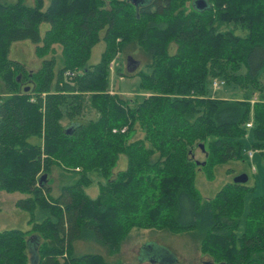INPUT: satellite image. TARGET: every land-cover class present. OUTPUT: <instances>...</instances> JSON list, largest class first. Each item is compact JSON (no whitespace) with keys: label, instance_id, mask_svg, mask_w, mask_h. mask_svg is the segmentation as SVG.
<instances>
[{"label":"trees","instance_id":"1","mask_svg":"<svg viewBox=\"0 0 264 264\" xmlns=\"http://www.w3.org/2000/svg\"><path fill=\"white\" fill-rule=\"evenodd\" d=\"M206 1L203 9L195 0L0 2V190L26 193L16 205L31 226L0 230V264H121L113 257L134 227L190 234L208 264H264V194L245 213L249 180L233 179L213 197L196 186L200 168L210 175L245 162L246 147L264 163V0ZM22 40L42 58L35 71L10 57ZM55 44L61 62L47 57ZM136 50L151 69L138 71L149 91L140 100L110 85L116 55ZM214 79L241 98L213 96ZM201 144L206 163L195 157ZM121 155L126 167L115 171ZM55 167L78 177L57 195ZM91 174L96 197L84 190ZM89 242L108 255L83 251Z\"/></svg>","mask_w":264,"mask_h":264},{"label":"rangeland","instance_id":"2","mask_svg":"<svg viewBox=\"0 0 264 264\" xmlns=\"http://www.w3.org/2000/svg\"><path fill=\"white\" fill-rule=\"evenodd\" d=\"M17 0H0V2L13 3ZM34 0H27L28 3ZM48 2V0H47ZM47 25L48 24H43ZM56 52L49 51L47 57L56 55L59 62L62 61V48L59 44L54 45ZM105 49V42L102 40L97 45L94 46L89 60L90 64L97 63L101 54ZM133 60H138L139 64L135 67L134 70L129 71L127 69L128 58L131 56ZM118 53L115 57L113 68H110V85L113 91L121 93L123 96L131 99L140 100L144 96H147L149 93L146 88L141 87L142 75L138 71H144L150 73L151 69L146 66V57L143 53L136 50L131 53ZM32 51L26 53V60L29 61L30 67L36 66V60L38 63H42V58ZM41 65V64H40ZM138 72V73H136ZM214 79L211 83V93L215 97L219 98H228V99H237L241 98L243 93L240 89L233 86H222L220 88L214 87ZM242 92V93H241ZM95 114L87 115L89 117H95ZM66 123V120L64 121ZM143 133L138 130L136 137H142ZM252 139V134L248 132L246 138L243 140L245 144L250 142ZM204 149L197 148L196 150V159L199 162L203 161L206 163L205 157L206 154V145ZM254 153V158H250L249 153ZM244 156L247 157L245 162L241 161H232L229 164L218 165L213 168V172L209 175L206 170L199 169L196 175V186L199 190V193L203 197H213L227 182L232 181L243 169L238 167L244 166V169L249 174L250 185H254L255 189L248 192L245 197V213L248 210L249 203L253 196L264 194V163L262 157L258 151H252L251 148L246 147L244 149ZM127 158L124 155L120 156V159L117 164L115 171L122 170L126 167ZM228 167H233L234 171L227 173ZM92 182L87 185L84 190L88 192L91 197H96L100 192V184L97 176L91 174ZM76 176L74 179H66V176L62 172V169L55 167L50 174V183L52 186V194L57 195L60 191L61 186L65 182H72L77 179ZM103 183H106L105 179H102ZM27 196L23 192H7L5 190H0V230L19 228L23 230H28L31 226L29 223V213L18 207L16 201ZM245 215L242 216L241 226L239 232L244 230ZM153 230L145 228H136L134 227L129 231V237L125 242H122L120 252L118 255L113 258H118L121 264H208L206 262L210 261V257L204 254L200 249V244L195 237L190 234L184 235H169L167 233L162 234L161 232H152ZM159 243V244H158ZM164 244V245H161ZM148 246L150 248H148ZM81 249L83 251L89 252H100L108 255V250L98 244H82ZM171 250V251H170ZM174 257L176 258L175 260Z\"/></svg>","mask_w":264,"mask_h":264},{"label":"crops","instance_id":"3","mask_svg":"<svg viewBox=\"0 0 264 264\" xmlns=\"http://www.w3.org/2000/svg\"><path fill=\"white\" fill-rule=\"evenodd\" d=\"M30 3H33V1H31ZM47 27H48L47 25H42V27H41L42 32H45ZM32 51L35 53L36 58H38L37 54H36V45L33 42H31L30 40L16 41V42L11 44L10 57L23 62L27 66L28 69L35 71L40 67L41 63H38L37 62L38 60H36V64H37L36 66H38V67L32 68L29 65V61L25 59L26 53H30ZM238 168L244 169V166H240Z\"/></svg>","mask_w":264,"mask_h":264},{"label":"water","instance_id":"4","mask_svg":"<svg viewBox=\"0 0 264 264\" xmlns=\"http://www.w3.org/2000/svg\"><path fill=\"white\" fill-rule=\"evenodd\" d=\"M195 2H196V4L198 5V7L200 9H203L205 6H207V1L206 0H195ZM128 59L129 60H128L127 69L129 71L134 70L135 67L139 64V61L135 60V59L133 60V58L131 56ZM201 147L204 149V145L203 144H201ZM248 180H249V175L246 172L240 173L234 178L235 182L245 183ZM148 248H150V247L148 246ZM32 253H33V257H35L36 256V252L33 250ZM175 259L176 258L174 257L173 260H175ZM170 264H172V263H170Z\"/></svg>","mask_w":264,"mask_h":264},{"label":"built area","instance_id":"5","mask_svg":"<svg viewBox=\"0 0 264 264\" xmlns=\"http://www.w3.org/2000/svg\"><path fill=\"white\" fill-rule=\"evenodd\" d=\"M113 63H114V61L110 65L111 69L113 68ZM74 74L75 73L73 71H71V70L66 72V75L69 76V77L73 76ZM225 84H226L225 81L221 80V79H217V80L214 81V87L215 88H220V87L224 86ZM247 126L248 127H252L253 126V122L252 121L248 122ZM125 129L126 128L122 129V131H124ZM114 131H116V130H114ZM252 156H253V152H250L249 153V157L252 158Z\"/></svg>","mask_w":264,"mask_h":264}]
</instances>
